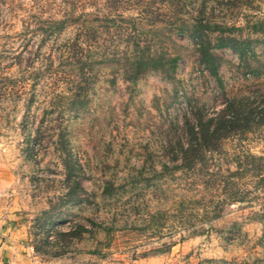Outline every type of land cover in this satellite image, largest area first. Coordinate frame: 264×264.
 Returning a JSON list of instances; mask_svg holds the SVG:
<instances>
[{"label": "rangeland", "instance_id": "374dc122", "mask_svg": "<svg viewBox=\"0 0 264 264\" xmlns=\"http://www.w3.org/2000/svg\"><path fill=\"white\" fill-rule=\"evenodd\" d=\"M112 1L0 0V171L34 264H264V0H204L210 22L249 43L241 58L211 41L216 75L183 32L168 40L179 56L170 78L111 84L96 63L81 80L70 43ZM151 1L170 10L116 0L89 50H122L127 17ZM185 3L189 18L201 0ZM221 115L233 123L216 150L182 167L187 122Z\"/></svg>", "mask_w": 264, "mask_h": 264}, {"label": "trees", "instance_id": "16d2710c", "mask_svg": "<svg viewBox=\"0 0 264 264\" xmlns=\"http://www.w3.org/2000/svg\"><path fill=\"white\" fill-rule=\"evenodd\" d=\"M165 2L170 6V13L165 11V7L157 5L156 1H151L141 3L139 17H127L133 29L127 34L126 44L122 50L103 51L102 54L89 50L91 45H100L99 36L103 35L102 26L106 22L107 15L115 16L119 13L115 6L116 0L110 2V7L113 8L110 12L99 8V13L94 18L87 22L83 21L80 24L79 33L70 43L71 50L69 51L72 68L77 69L81 80L87 78L86 72H91L96 63H104L105 66L110 67L112 78L109 81L111 84L115 83L116 78L135 82L151 71H158L170 78L175 71V64L179 57L175 42L168 41L175 33L187 32L195 40L200 63L213 75L217 74L216 69L220 62L219 57L211 50V41H215L214 46L216 47H229L236 50L240 57L244 58L249 43L231 36L229 33L231 29H223L222 25L210 22L204 12V0H201L200 7L194 13H189V18L178 14L179 9L186 5L185 0H166ZM56 23L62 25L61 21H56ZM95 55H100V60L99 58L94 59ZM66 100L69 105L75 104L78 108L84 103L83 100L75 102L74 98H66ZM187 123L189 142L186 147L182 146L179 150L182 167L193 163L200 152L216 150L220 131L228 129L233 121L225 120L223 115L207 119L197 116L194 123ZM74 187L69 193L72 200L80 191L77 184ZM58 234L68 236L73 232L59 231Z\"/></svg>", "mask_w": 264, "mask_h": 264}, {"label": "crops", "instance_id": "0c3cea01", "mask_svg": "<svg viewBox=\"0 0 264 264\" xmlns=\"http://www.w3.org/2000/svg\"><path fill=\"white\" fill-rule=\"evenodd\" d=\"M11 181L8 174L0 171V264H34L23 215L3 193Z\"/></svg>", "mask_w": 264, "mask_h": 264}]
</instances>
